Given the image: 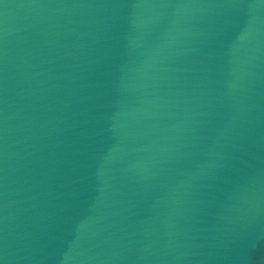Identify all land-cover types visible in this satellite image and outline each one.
<instances>
[{"label":"water","instance_id":"obj_1","mask_svg":"<svg viewBox=\"0 0 264 264\" xmlns=\"http://www.w3.org/2000/svg\"><path fill=\"white\" fill-rule=\"evenodd\" d=\"M0 264H264V0H0Z\"/></svg>","mask_w":264,"mask_h":264}]
</instances>
